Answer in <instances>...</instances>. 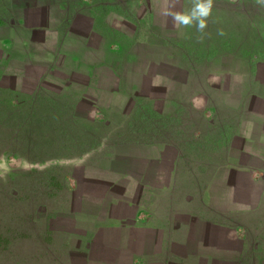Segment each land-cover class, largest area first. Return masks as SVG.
<instances>
[{
    "label": "rangeland",
    "instance_id": "374dc122",
    "mask_svg": "<svg viewBox=\"0 0 264 264\" xmlns=\"http://www.w3.org/2000/svg\"><path fill=\"white\" fill-rule=\"evenodd\" d=\"M173 2L0 0V264H264V0Z\"/></svg>",
    "mask_w": 264,
    "mask_h": 264
},
{
    "label": "clouds",
    "instance_id": "9594fccd",
    "mask_svg": "<svg viewBox=\"0 0 264 264\" xmlns=\"http://www.w3.org/2000/svg\"><path fill=\"white\" fill-rule=\"evenodd\" d=\"M175 6L174 0L164 13L172 18L174 26H190L195 23L198 31H203L207 27V19L211 15L213 0H193V7L188 12L174 11Z\"/></svg>",
    "mask_w": 264,
    "mask_h": 264
},
{
    "label": "crops",
    "instance_id": "0c3cea01",
    "mask_svg": "<svg viewBox=\"0 0 264 264\" xmlns=\"http://www.w3.org/2000/svg\"><path fill=\"white\" fill-rule=\"evenodd\" d=\"M234 144H235V146H238L240 148L242 146L243 147L245 146V142L243 141V139L241 137L235 139ZM168 177L170 178V180H169V182H166V184L168 183L167 185L170 186V191H171L175 187L176 180H175L174 176H168ZM159 183H161V181H159ZM159 193L161 194V192H159ZM152 195H153V199H154L152 207L154 209H152V210L150 209V212H151L150 214L154 217L153 222L157 223V221H159L160 227H161V224H162V226L163 225L165 226V227H161L159 230L178 231L180 229V228H178V226L179 225L183 226L184 222L176 223L177 221L173 218V217H175L174 216L175 214H174V210H172L173 207L171 206V204L169 205L170 208L167 207L168 206L167 204H166L165 208H162V209H160V207L158 208L157 207L158 205H156V204H157V200H158L159 196L156 195V193H153ZM189 199L192 200V197H190ZM154 205H156V206H154ZM189 226H192V224H189ZM189 229H191V228H189Z\"/></svg>",
    "mask_w": 264,
    "mask_h": 264
}]
</instances>
